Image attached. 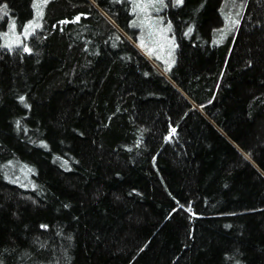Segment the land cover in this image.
<instances>
[{"label": "trees", "instance_id": "16d2710c", "mask_svg": "<svg viewBox=\"0 0 264 264\" xmlns=\"http://www.w3.org/2000/svg\"><path fill=\"white\" fill-rule=\"evenodd\" d=\"M41 1L7 48L0 0V264H264V0H166L168 79L134 0Z\"/></svg>", "mask_w": 264, "mask_h": 264}, {"label": "rangeland", "instance_id": "374dc122", "mask_svg": "<svg viewBox=\"0 0 264 264\" xmlns=\"http://www.w3.org/2000/svg\"><path fill=\"white\" fill-rule=\"evenodd\" d=\"M147 2L148 0H134L135 17L137 22L136 28L139 30L138 41L134 42L131 38L125 34L124 35L140 51V53L168 79L166 73H164L161 67H159L157 64L160 63V65L168 69L174 62L175 43L173 37L170 34L169 27L167 26L168 23L165 21L163 14L164 9L167 6V2L164 0L163 5L156 3L153 6L148 7L144 12H141L136 8L137 3H141L143 5ZM41 3V0H35L34 18L25 26H27L29 23H32L33 26L38 24L37 19L35 20V17L37 14H39ZM231 9L234 11L236 10L233 7ZM12 25L13 23L6 33L2 34L3 45L7 48H13L15 46L21 45L23 41L29 37L30 34L28 33L34 32V30L37 28L34 27V30L28 29V32L26 33L24 32V28L19 31L15 27L13 30ZM141 38L144 40L146 45L145 48L140 47ZM7 45H11V47H8ZM149 49L152 50L151 54H149Z\"/></svg>", "mask_w": 264, "mask_h": 264}, {"label": "snow or ice", "instance_id": "6c2138e0", "mask_svg": "<svg viewBox=\"0 0 264 264\" xmlns=\"http://www.w3.org/2000/svg\"><path fill=\"white\" fill-rule=\"evenodd\" d=\"M156 3H159L160 5H163L164 4V0H148V2L147 3H144L143 5L141 4V3H137L136 4V8L137 9H139L141 12H144V11H146V9L148 8V7H150V6H153L154 4H156ZM175 3L177 4V5H180V4H182L183 3V0H175ZM5 9H6V6H4V8H0V11H5ZM157 10H159V9H157ZM5 14H6V12H5ZM80 19V17L79 16H77L76 17V20L78 21ZM73 22H75V21H73ZM23 28H24V32H28V29H33L34 30V27H39V25L38 24H36L35 26H33V24L32 23H29L27 26H22ZM170 25H169V29H170ZM12 28H13V30L15 29V24L13 23V25H12ZM189 32H191V29H189ZM28 34H31V33H28ZM8 47H11V45H7ZM140 47L141 48H145L146 47V45H145V43H144V40L141 38V40H140ZM23 51L24 52H29L30 51V49L27 47V46H25L24 48H23ZM151 52H152V50L151 49H149V54H151ZM157 58H159V57H157ZM23 97H21V100L23 101ZM17 124H19V122H17ZM173 131V133L175 132V129H173L172 130Z\"/></svg>", "mask_w": 264, "mask_h": 264}]
</instances>
